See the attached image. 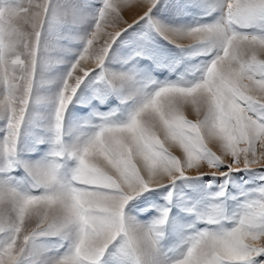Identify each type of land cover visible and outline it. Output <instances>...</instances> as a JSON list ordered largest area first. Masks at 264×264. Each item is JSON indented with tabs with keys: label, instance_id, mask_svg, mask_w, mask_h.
<instances>
[{
	"label": "snow or ice",
	"instance_id": "6c2138e0",
	"mask_svg": "<svg viewBox=\"0 0 264 264\" xmlns=\"http://www.w3.org/2000/svg\"><path fill=\"white\" fill-rule=\"evenodd\" d=\"M0 264H264V0H0Z\"/></svg>",
	"mask_w": 264,
	"mask_h": 264
},
{
	"label": "rangeland",
	"instance_id": "374dc122",
	"mask_svg": "<svg viewBox=\"0 0 264 264\" xmlns=\"http://www.w3.org/2000/svg\"><path fill=\"white\" fill-rule=\"evenodd\" d=\"M129 3H130V4L135 3V0H129ZM134 12H135V9H133L132 12H128V13H127V18H128L129 20L132 19V16H133Z\"/></svg>",
	"mask_w": 264,
	"mask_h": 264
}]
</instances>
